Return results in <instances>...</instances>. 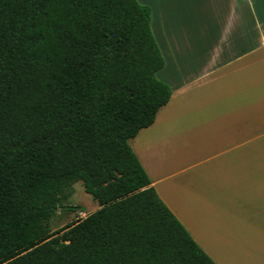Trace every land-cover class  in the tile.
<instances>
[{
    "label": "trees",
    "instance_id": "trees-1",
    "mask_svg": "<svg viewBox=\"0 0 264 264\" xmlns=\"http://www.w3.org/2000/svg\"><path fill=\"white\" fill-rule=\"evenodd\" d=\"M163 65L136 0H0V264H215L128 144ZM77 181L99 208L50 232Z\"/></svg>",
    "mask_w": 264,
    "mask_h": 264
},
{
    "label": "crops",
    "instance_id": "crops-1",
    "mask_svg": "<svg viewBox=\"0 0 264 264\" xmlns=\"http://www.w3.org/2000/svg\"><path fill=\"white\" fill-rule=\"evenodd\" d=\"M168 102L128 144L215 264H264V0H136Z\"/></svg>",
    "mask_w": 264,
    "mask_h": 264
},
{
    "label": "rangeland",
    "instance_id": "rangeland-1",
    "mask_svg": "<svg viewBox=\"0 0 264 264\" xmlns=\"http://www.w3.org/2000/svg\"><path fill=\"white\" fill-rule=\"evenodd\" d=\"M67 206L75 207L72 211L65 209ZM99 208L96 201L86 193L80 181L75 182L64 198H61L57 210L48 221V229L55 232Z\"/></svg>",
    "mask_w": 264,
    "mask_h": 264
}]
</instances>
